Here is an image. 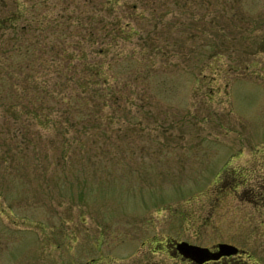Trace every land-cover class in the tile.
<instances>
[{
  "label": "rangeland",
  "instance_id": "obj_1",
  "mask_svg": "<svg viewBox=\"0 0 264 264\" xmlns=\"http://www.w3.org/2000/svg\"><path fill=\"white\" fill-rule=\"evenodd\" d=\"M106 1L0 0L3 26L25 3L42 23L138 32L102 57L96 95L74 82L102 60L62 77L56 38L22 73L0 27V264H141L152 247L170 264L157 250L173 239L264 264V0H115L112 15Z\"/></svg>",
  "mask_w": 264,
  "mask_h": 264
},
{
  "label": "trees",
  "instance_id": "obj_2",
  "mask_svg": "<svg viewBox=\"0 0 264 264\" xmlns=\"http://www.w3.org/2000/svg\"><path fill=\"white\" fill-rule=\"evenodd\" d=\"M106 2L112 11L109 12V14L112 15L115 12L116 2L115 0H109ZM40 6L41 5L39 4L27 6L25 3H22V26L12 23L10 27H8L7 24L4 26L0 24V27H2L7 32H10L13 38V44L8 49L7 53H18L19 56L17 59L20 63L22 73L26 71L28 73L36 72L35 65H40V67H42L48 60L45 57L48 52L51 54L58 52L52 45V40L59 38V41L67 47L62 49V52H64L63 54L67 57L66 69L59 68L58 66L56 70L60 76H67L76 60L83 59V62L87 59L102 60V63L90 60V63L87 64V66L85 65L86 76L80 78L81 80H76L74 82V85H80L82 92L88 91L89 86H92V92L97 95L99 92L98 87L100 86L101 81L103 83L109 82L108 78L105 77L103 58H105V56L108 54H111V46L113 47V45L118 44L117 40L119 42L130 41L132 36L137 35L138 32L135 28L130 27V22L126 23L124 26H120L121 21L119 20L118 23V17L110 22L109 27H103L104 32L97 31L104 25L103 18H101L99 22L95 21L93 25L84 24L85 19H87L86 17L89 15H72V17H70L72 22H67L65 21L67 15L64 13L56 17L57 20L62 19V22L53 23L51 18V20L47 21L46 23H42L40 22V18L42 16L37 11L39 10ZM30 8L33 9V12L35 10L34 17L32 16L33 13L31 15L27 14V11L29 12ZM90 15L91 18L94 19V13L92 12ZM36 17H39V21L35 22L34 24L31 21ZM16 19L19 18L16 17ZM66 19L69 20V17ZM72 23H76L77 26L72 25ZM90 43L97 45L99 44V47L94 49V51H91ZM84 44L87 45L88 48H86ZM14 45L17 46L14 48ZM46 46L50 47L49 50H47V53L44 52V47ZM74 48H76L78 51H76ZM57 57L55 58L56 62H58ZM111 64L112 63L109 62V65ZM92 72H94L93 75ZM91 76L95 78L93 81H91ZM32 79L35 80L34 77H32ZM71 80L72 78H69L67 81L70 82ZM40 86H42V83H40ZM43 91H45V88H41V92ZM259 197L261 198L262 202H264V191H261V195H259Z\"/></svg>",
  "mask_w": 264,
  "mask_h": 264
},
{
  "label": "flooded vegetation",
  "instance_id": "obj_3",
  "mask_svg": "<svg viewBox=\"0 0 264 264\" xmlns=\"http://www.w3.org/2000/svg\"><path fill=\"white\" fill-rule=\"evenodd\" d=\"M263 199V198H262ZM264 205V202H262ZM186 242L192 246H198L202 248H208L210 252H206L210 257L217 256L220 253L219 245L220 244H230L227 242L215 243L213 245L202 246L194 242H187L185 240H176L167 241L161 246V249H158L157 252L163 253L166 257L171 258L170 264H249L250 259L253 257L252 253L248 249H239V252L232 255H223L219 258H212L205 261H202L203 258H200L195 252L196 250L188 249L187 246H183L181 243ZM153 243L150 244L152 246ZM101 246V245H100ZM234 246V245H233ZM264 246V244H261ZM101 251V248H99ZM151 252V253H150ZM262 256L264 257V250L261 251ZM155 253L154 247L148 251L146 254L147 259L141 261V264H168L166 260H155L153 256ZM202 261V262H201ZM100 260L90 259L86 261L85 264H101Z\"/></svg>",
  "mask_w": 264,
  "mask_h": 264
},
{
  "label": "water",
  "instance_id": "obj_4",
  "mask_svg": "<svg viewBox=\"0 0 264 264\" xmlns=\"http://www.w3.org/2000/svg\"><path fill=\"white\" fill-rule=\"evenodd\" d=\"M181 244L183 246H187L188 249L196 250L197 252H195V253L200 258H203L202 261H205V260H208V259H212V258H219L220 256H223V255H232V254H236L237 252H239V249L236 246H233V245H230V244H220L219 245L220 253L217 256L210 257L209 255L206 254V252H210L208 248L192 246V245H189L186 242H183Z\"/></svg>",
  "mask_w": 264,
  "mask_h": 264
}]
</instances>
